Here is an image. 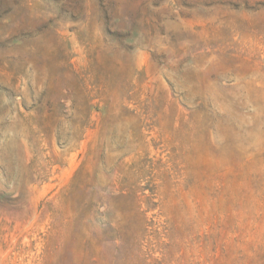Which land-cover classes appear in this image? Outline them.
Segmentation results:
<instances>
[{"label": "rangeland", "instance_id": "rangeland-1", "mask_svg": "<svg viewBox=\"0 0 264 264\" xmlns=\"http://www.w3.org/2000/svg\"><path fill=\"white\" fill-rule=\"evenodd\" d=\"M0 264H264V0H0Z\"/></svg>", "mask_w": 264, "mask_h": 264}]
</instances>
